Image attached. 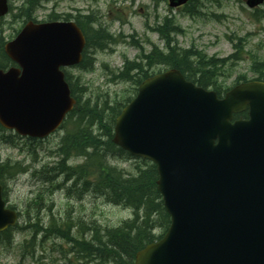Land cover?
Wrapping results in <instances>:
<instances>
[{
    "label": "water",
    "instance_id": "95a60500",
    "mask_svg": "<svg viewBox=\"0 0 264 264\" xmlns=\"http://www.w3.org/2000/svg\"><path fill=\"white\" fill-rule=\"evenodd\" d=\"M7 11L0 0V16ZM84 44L74 23H27L4 47L20 68L0 70V125L34 138L53 132L74 104L59 69L78 64ZM246 106L250 118L230 124ZM114 132L115 145L156 165L171 219L134 264H264V84L218 100L170 70L140 86ZM15 221L0 187V232Z\"/></svg>",
    "mask_w": 264,
    "mask_h": 264
},
{
    "label": "rangeland",
    "instance_id": "374dc122",
    "mask_svg": "<svg viewBox=\"0 0 264 264\" xmlns=\"http://www.w3.org/2000/svg\"><path fill=\"white\" fill-rule=\"evenodd\" d=\"M10 2L13 6L11 14L0 21L5 40L16 34L28 14L25 10L21 12L24 0ZM39 5L29 11L38 22L54 17L63 21L77 14H93L117 42L111 47L112 53L108 49L90 51L93 62L89 70H66L77 95L82 94L81 101L88 100L90 106L96 105L97 109L106 105V113L108 107L125 103L135 92L133 82L113 79L123 60L136 59L139 47L145 53L154 48L166 53L164 40L154 30L165 17L172 19L173 25L179 29L178 33L171 34L177 48H194L209 57L225 58L234 52L232 42L243 46L246 53L243 60L231 67V63H227L228 70L219 78L224 86H231L238 75L254 78L249 72L251 61L264 59V18L261 16L264 4L256 10L248 9L244 0H194L179 9L169 8L167 0H50ZM191 11L197 14L191 15ZM146 64L144 59L143 69ZM156 65L155 71L162 70L160 64ZM80 89L85 91L80 93ZM109 118L107 116L106 120ZM98 132L96 130L94 134ZM63 135L64 131L59 130L43 140L30 141L11 131L0 133L4 200L19 212L21 218L17 226L24 228L14 232L11 246L0 241V264H102V261L83 260L73 248L74 241L83 238L92 244L95 234L90 235L91 227L103 237L106 230L116 229L134 216L132 208L109 203L93 191L82 192L80 186L74 187L73 180L65 182L63 175L55 176L53 169L61 159L56 150ZM104 160L108 167L120 170L125 178H134L139 170L146 168L141 160L133 158L105 156ZM83 161L81 157L71 158L66 165L75 167ZM15 163L22 172L9 176L5 165ZM53 177L54 180L50 181ZM71 188L74 189L73 195L68 197L66 193ZM34 199L39 208L31 210ZM65 222H71L68 239L58 238L54 227L62 228ZM34 224L36 228L42 227L41 233L36 235V230L30 226ZM159 229L154 227L152 232L158 236Z\"/></svg>",
    "mask_w": 264,
    "mask_h": 264
},
{
    "label": "trees",
    "instance_id": "16d2710c",
    "mask_svg": "<svg viewBox=\"0 0 264 264\" xmlns=\"http://www.w3.org/2000/svg\"><path fill=\"white\" fill-rule=\"evenodd\" d=\"M43 1L45 0H26V3L29 7H32ZM191 14L197 13L191 11ZM77 23L86 38L84 60L80 68L89 70L93 62L89 51H104L113 44L114 39L93 14L78 17ZM154 30L164 40L167 53L163 54L154 48L149 55H145L142 48L139 47L141 62L126 61L124 70L113 76V79L139 83L142 77L145 78L149 73L148 68L160 64L179 70L185 79L198 86L211 88L218 95L223 93L224 85L223 82L219 81V78L223 77L228 68L233 65L231 64L228 67V61L237 62L242 60L243 46L240 43L233 45L234 54L228 58L220 59L214 56L208 57L202 51L194 48L181 49L175 47L171 34L178 33L179 29L173 25L170 18H164L162 24L157 25ZM135 44L138 45V43ZM2 47L3 38L0 34V67L5 68L10 65V61L4 55ZM87 53H89V56ZM144 59L148 63L145 69L142 65ZM250 71L259 80L264 81V61L253 60ZM133 76H135L134 80H132ZM240 79L241 77H238V80ZM66 81L69 82V76L67 75ZM69 85L77 103L64 126L65 133L60 139L57 149V155L61 159L53 169V173L55 176L63 175L65 182L73 180L74 187L80 186L82 192L93 191L103 196L109 203L132 208L134 215L131 221L124 222L120 227L106 230L103 237H99L95 227H91L90 235L95 234L93 243L91 244L89 241L79 238L78 241H74L73 248L83 260L102 261V264H132L135 253L158 237L152 232L154 227L160 228L161 233H163L170 222L168 215L163 210L160 195L156 191L157 174L155 167L142 161L146 168L139 170L134 178H125L120 170L108 167L104 160L105 156L128 157L126 153L115 147L111 142L114 121L128 101L115 103L113 106L108 107V114L104 109L106 105L104 108L97 109L96 105L90 106L88 100L82 102V94L78 96L70 82ZM84 91L85 89H80V93ZM107 116L110 117L108 120H106ZM96 130L99 132L95 135L94 131ZM75 156L83 157V163L75 167L67 166V160ZM18 171L20 169L13 167L11 170V167H8L9 176ZM90 177H93V179H90ZM53 180L54 177L50 181ZM72 191H74L73 188L67 190L68 197L73 195ZM33 204L37 206L39 203L35 199ZM70 223H63L62 228L54 227V232L59 237L68 239ZM17 228H9L0 235V241L5 244L6 242L10 243L11 234L18 230ZM34 228H36V224H34ZM100 238L103 239L99 240Z\"/></svg>",
    "mask_w": 264,
    "mask_h": 264
},
{
    "label": "bare ground",
    "instance_id": "6f19581e",
    "mask_svg": "<svg viewBox=\"0 0 264 264\" xmlns=\"http://www.w3.org/2000/svg\"><path fill=\"white\" fill-rule=\"evenodd\" d=\"M96 29V28H95Z\"/></svg>",
    "mask_w": 264,
    "mask_h": 264
}]
</instances>
